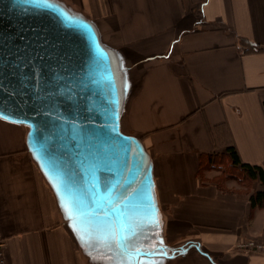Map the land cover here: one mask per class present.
<instances>
[{
  "label": "crops",
  "instance_id": "obj_1",
  "mask_svg": "<svg viewBox=\"0 0 264 264\" xmlns=\"http://www.w3.org/2000/svg\"><path fill=\"white\" fill-rule=\"evenodd\" d=\"M72 1L92 13L75 7L128 67L121 128L142 141L153 164L161 220L154 240L186 248L163 264H264L263 252L239 248L264 243V205L251 202L264 183L220 164L233 147L264 171V0ZM25 134L0 117L7 264H135L127 251L115 258V241L104 260L78 238L83 231L66 220Z\"/></svg>",
  "mask_w": 264,
  "mask_h": 264
},
{
  "label": "water",
  "instance_id": "obj_2",
  "mask_svg": "<svg viewBox=\"0 0 264 264\" xmlns=\"http://www.w3.org/2000/svg\"><path fill=\"white\" fill-rule=\"evenodd\" d=\"M127 69L96 23L65 0H0V117L26 127L66 220L100 259L115 241L104 227L111 219L121 237L115 258L127 251L135 264H163L186 248L154 240L161 220L153 164L142 141L121 128ZM134 241L142 246L130 249Z\"/></svg>",
  "mask_w": 264,
  "mask_h": 264
},
{
  "label": "trees",
  "instance_id": "obj_3",
  "mask_svg": "<svg viewBox=\"0 0 264 264\" xmlns=\"http://www.w3.org/2000/svg\"><path fill=\"white\" fill-rule=\"evenodd\" d=\"M228 161L223 160L220 164L229 165V172L233 175L246 176L250 175L252 177L259 176L262 182L264 183V171L261 167L257 165H252L248 163H243L237 151L233 147H228ZM213 162L219 164V161L214 157ZM227 169V168H226ZM251 202L253 206H262L264 205V191H258L251 196Z\"/></svg>",
  "mask_w": 264,
  "mask_h": 264
},
{
  "label": "snow or ice",
  "instance_id": "obj_4",
  "mask_svg": "<svg viewBox=\"0 0 264 264\" xmlns=\"http://www.w3.org/2000/svg\"><path fill=\"white\" fill-rule=\"evenodd\" d=\"M66 19H69V18H66ZM69 22L75 23V21H72V20H69ZM100 171H102V170H100ZM101 182L107 184L108 181H107V179H105V180H103ZM92 187L93 188H96L97 187V184L94 183L92 185ZM132 191L135 192L136 189H132ZM119 208H120V203H117V204L113 205L112 211L113 212H117L119 210ZM103 216L104 217H109L110 216V213L107 212V211H105L103 213ZM69 219H72V216L71 215H69ZM104 227L106 228V230L109 233L112 234V238L115 240L116 246L117 247H120V241H121L120 228L118 226H116V222H114L113 220L109 219V220L105 221ZM73 228L75 230V228H76L75 224H73ZM78 238H81L82 239V237H78ZM127 240H128V238L125 237L124 238L125 246H127ZM108 246L110 247L111 245H108ZM159 251H160L161 254H166V253H163V249H160ZM120 264H131V262L130 261H121ZM152 264H156V262H152Z\"/></svg>",
  "mask_w": 264,
  "mask_h": 264
},
{
  "label": "built area",
  "instance_id": "obj_5",
  "mask_svg": "<svg viewBox=\"0 0 264 264\" xmlns=\"http://www.w3.org/2000/svg\"><path fill=\"white\" fill-rule=\"evenodd\" d=\"M8 239L0 229V264H7ZM240 249L246 251H257L264 253V243L256 240H247L239 245Z\"/></svg>",
  "mask_w": 264,
  "mask_h": 264
},
{
  "label": "rangeland",
  "instance_id": "obj_6",
  "mask_svg": "<svg viewBox=\"0 0 264 264\" xmlns=\"http://www.w3.org/2000/svg\"><path fill=\"white\" fill-rule=\"evenodd\" d=\"M69 1H70V2L73 4V6L76 7L77 9L82 10L83 12H85V13H87V14H89V15L92 16V13H91V12H88V11L84 10L81 6L76 5L74 1H72V0H69ZM25 128H26V127H25ZM60 222H61V224L64 225L63 220H61ZM64 226H65V225H64ZM87 263H88V264H92V262H87Z\"/></svg>",
  "mask_w": 264,
  "mask_h": 264
},
{
  "label": "bare ground",
  "instance_id": "obj_7",
  "mask_svg": "<svg viewBox=\"0 0 264 264\" xmlns=\"http://www.w3.org/2000/svg\"><path fill=\"white\" fill-rule=\"evenodd\" d=\"M25 136H26V134H25ZM145 146V145H144ZM146 148V147H145ZM54 200H55V198H54ZM55 202H56V200H55ZM61 216V215H60Z\"/></svg>",
  "mask_w": 264,
  "mask_h": 264
}]
</instances>
